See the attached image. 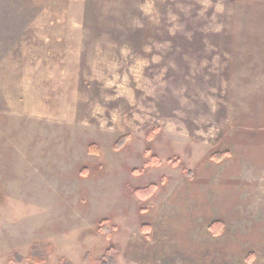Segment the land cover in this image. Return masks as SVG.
Here are the masks:
<instances>
[{
  "label": "rangeland",
  "instance_id": "1",
  "mask_svg": "<svg viewBox=\"0 0 264 264\" xmlns=\"http://www.w3.org/2000/svg\"><path fill=\"white\" fill-rule=\"evenodd\" d=\"M110 246L264 264V0H0V264Z\"/></svg>",
  "mask_w": 264,
  "mask_h": 264
},
{
  "label": "trees",
  "instance_id": "2",
  "mask_svg": "<svg viewBox=\"0 0 264 264\" xmlns=\"http://www.w3.org/2000/svg\"><path fill=\"white\" fill-rule=\"evenodd\" d=\"M213 224L211 225V228H212V230H213ZM144 227V226H143ZM145 228V227H144ZM213 234H214V232H213ZM108 235V233H106V236ZM36 248L34 249L35 251L33 252V254H32V256H31V259L32 260H34V261H36V262H42L41 260H42V258L41 257H38V255H37V253H38V249H37V246L36 245H34ZM37 252V253H36ZM36 253V254H35ZM17 258L15 259V260H17V261H22V258L19 256V255H17L16 256ZM102 259H103V261L101 262V264H118V257H117V253H116V251H115V249H114V247H112V246H110V247H108L106 250H105V252H104V254H103V257H102ZM62 264H71L70 262H68V261H63L62 262Z\"/></svg>",
  "mask_w": 264,
  "mask_h": 264
},
{
  "label": "crops",
  "instance_id": "3",
  "mask_svg": "<svg viewBox=\"0 0 264 264\" xmlns=\"http://www.w3.org/2000/svg\"><path fill=\"white\" fill-rule=\"evenodd\" d=\"M212 221L214 222V223H213V222H212V223L215 224L216 222H217V223H218V222L221 223L220 221H223V220H222L221 218H220V219L217 218V219H214V220H212ZM209 230H211V229L208 228V231H209ZM224 230H225V225H223V228H222L220 231L217 232V233H218L217 235H215V234H210V235H213L214 237H218V236H219ZM209 233H210V231H209Z\"/></svg>",
  "mask_w": 264,
  "mask_h": 264
}]
</instances>
